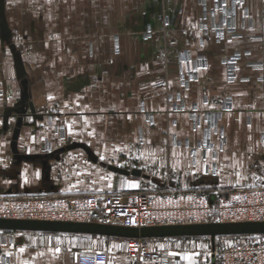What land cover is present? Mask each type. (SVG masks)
<instances>
[{
    "label": "crops",
    "instance_id": "0c3cea01",
    "mask_svg": "<svg viewBox=\"0 0 264 264\" xmlns=\"http://www.w3.org/2000/svg\"><path fill=\"white\" fill-rule=\"evenodd\" d=\"M258 185L264 0H0V195ZM147 240L211 264L208 237ZM107 241L105 264H136L124 238L38 231H0V263L77 264Z\"/></svg>",
    "mask_w": 264,
    "mask_h": 264
},
{
    "label": "built area",
    "instance_id": "2783aa9c",
    "mask_svg": "<svg viewBox=\"0 0 264 264\" xmlns=\"http://www.w3.org/2000/svg\"><path fill=\"white\" fill-rule=\"evenodd\" d=\"M0 218L95 221L128 227L208 221H264V185L230 188L225 194L212 199L203 192L174 194L168 190H123L105 196L101 202L97 194L90 193L0 195ZM124 240L126 254L136 264H150L153 259H157L158 264H177L169 260L166 252L153 251L147 239ZM117 251H122L121 242ZM208 258L211 264H264V235L241 236L216 243L214 249H210ZM107 260L108 254L103 251L77 256V264H105Z\"/></svg>",
    "mask_w": 264,
    "mask_h": 264
},
{
    "label": "water",
    "instance_id": "95a60500",
    "mask_svg": "<svg viewBox=\"0 0 264 264\" xmlns=\"http://www.w3.org/2000/svg\"><path fill=\"white\" fill-rule=\"evenodd\" d=\"M112 170L128 175H139L140 171L111 167ZM0 231H38L65 234H84L107 238H168V237H208L211 250L216 237H241L264 235V221L206 222L189 224H162L143 227H128L101 222H76L57 220L5 219L0 218Z\"/></svg>",
    "mask_w": 264,
    "mask_h": 264
},
{
    "label": "rangeland",
    "instance_id": "374dc122",
    "mask_svg": "<svg viewBox=\"0 0 264 264\" xmlns=\"http://www.w3.org/2000/svg\"><path fill=\"white\" fill-rule=\"evenodd\" d=\"M206 194V193H205ZM33 220H36V219H33ZM208 222H211V221H208ZM203 223H206V222H203ZM217 238V242H215V244L221 242V241H225V242H228L230 240H232L233 238H239V237H216ZM246 238V237H245ZM248 240H252V238H247ZM92 239L88 238L86 241H80L78 244L80 245H85L88 241H91ZM99 242V241H98ZM111 242L110 241H107L104 243V245H100V247L98 248L99 250H102V251H105L107 249H109V247L111 246ZM207 244V243H206ZM209 251L210 249L208 248V250L206 251L207 252V255L209 254Z\"/></svg>",
    "mask_w": 264,
    "mask_h": 264
}]
</instances>
